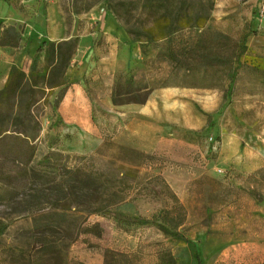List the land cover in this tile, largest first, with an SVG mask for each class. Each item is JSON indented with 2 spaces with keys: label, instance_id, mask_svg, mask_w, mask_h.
<instances>
[{
  "label": "rangeland",
  "instance_id": "obj_1",
  "mask_svg": "<svg viewBox=\"0 0 264 264\" xmlns=\"http://www.w3.org/2000/svg\"><path fill=\"white\" fill-rule=\"evenodd\" d=\"M164 1L0 0V46L6 29L13 27L21 34L19 46L7 48L15 60L13 67L27 74L37 53L30 54L31 39L36 34L47 36L51 23L65 36L56 42L80 40L84 35L92 40L86 54L77 57V50L66 72L68 90L77 81L71 83L69 69L80 71L87 65L79 80L91 103L85 126L65 128L59 113L62 90H47L34 110L41 132L32 142L34 158L27 169L58 153L62 165H85L128 180L125 202L109 216L89 220L100 223L104 235L80 236L67 251L66 264H164L169 256L176 264H199L185 240L157 226L132 224L139 217L152 220L161 211L182 220L178 232L199 247L201 264H264V166L258 168L261 163L256 158L264 155V72L242 62L244 55L237 56L243 36L252 31L245 13L250 6L247 0H215L205 30L187 28L160 36L170 19L194 12L195 0ZM256 11L253 21L263 22L264 7ZM164 15V21L158 20ZM109 19L114 23L112 30ZM209 32L228 37L217 41L213 50L219 59L231 60L230 66L207 67L201 51L181 57L185 66L174 70L168 53ZM110 57L114 60L105 62ZM44 64L41 60L40 66ZM174 86L207 90L198 93L214 98V112L194 105L200 118L194 130L167 129L163 123L160 135L173 144L165 143L155 152L124 144L130 118L124 113L127 104L120 103L144 100L154 90ZM106 92L111 94L109 109L103 105ZM8 129L17 135L18 127L9 124ZM16 152L17 139L0 140V264H56L36 258L33 221L20 218L25 199L18 197L22 186ZM119 219L124 222L119 224Z\"/></svg>",
  "mask_w": 264,
  "mask_h": 264
},
{
  "label": "trees",
  "instance_id": "obj_2",
  "mask_svg": "<svg viewBox=\"0 0 264 264\" xmlns=\"http://www.w3.org/2000/svg\"><path fill=\"white\" fill-rule=\"evenodd\" d=\"M193 6L192 15L187 12L176 15L170 19L167 27L163 28L160 36L175 34L187 28L205 30L215 7V0H195ZM166 18L164 15L158 20L164 21ZM5 33L7 35L2 46L18 47L21 34L13 27L6 29ZM252 34L253 31H249L243 36L240 52L237 55L239 58L246 54L247 40ZM226 38L228 37L222 33L209 32L208 36L203 35L194 43L183 45L178 52H169L168 58L174 66L173 69L179 70L185 66L181 57L201 51H204L201 59L207 67L230 66L231 60L219 59L217 51L213 50L217 41ZM78 44L77 39L61 42L44 41L37 50L30 72L27 74L13 67L4 89L0 91V140H18L16 160L19 167L18 183L22 186V190L18 191V197L25 199L21 204L23 206H21L20 218L33 221L32 250L36 258L42 262L55 261L56 264L67 263L66 253L80 236L91 235L101 238L104 235L101 224L91 223L90 218L109 216L125 202L130 189L125 176L120 178L118 175L93 170L85 165L76 167L62 165L60 159L62 155L58 153L47 155L36 167L27 169L34 158L35 148L32 142L38 139L41 132L40 122L36 121L34 110L41 105L44 96L48 93L47 90L52 92L61 89L60 103L62 102L69 86L66 72L77 53ZM208 49L210 52L206 53ZM212 53L213 56L210 57ZM41 60L45 63L43 67L40 66ZM189 66H186L188 71L192 70ZM132 86H134L133 81L130 82V87ZM150 94L144 100L128 99L126 103L120 104L142 105L147 102ZM9 124L18 127L17 135L10 133ZM10 178V176L6 177V179ZM118 222L120 224L124 221L119 219ZM134 223L140 226H157L173 238L185 240L195 250L194 256L198 263H202L199 247L184 239L178 232L182 220L172 217L168 211H161L152 220L145 217L133 219L132 224ZM164 264H176V262L172 256H169Z\"/></svg>",
  "mask_w": 264,
  "mask_h": 264
},
{
  "label": "crops",
  "instance_id": "obj_3",
  "mask_svg": "<svg viewBox=\"0 0 264 264\" xmlns=\"http://www.w3.org/2000/svg\"><path fill=\"white\" fill-rule=\"evenodd\" d=\"M260 1L261 0H247L245 3L247 6H250L249 8H246L245 13L250 16L253 34L247 40L248 50L244 55L242 62H246L248 65L264 72V21L260 22L258 19L253 21L252 19L253 17L255 18V10H257V13L262 12L261 9L264 7V0H262V3H260ZM113 24V21L109 19L107 22L109 30H112ZM49 30L50 32L47 36L36 34L32 37L29 48L31 55L36 53L38 47L43 41L50 40L56 42L64 39L65 36L63 31L55 26L54 23H51ZM257 32L260 33L255 35ZM89 42L90 44L92 43L89 35H84L80 38L77 57L84 54V52L85 54L88 52L86 48L90 45ZM111 60H114V58L110 57L108 61L105 62L111 63ZM14 63L15 60L10 57L9 48L0 46V91L4 89ZM86 71L87 65L80 71H77L76 69L73 71L70 68L67 74V77L71 78V83L75 82V79L77 81L66 90L60 104L59 113L63 118L66 126L65 128L84 127V117L86 116V113L91 110V103L86 97L84 86L81 82L79 83L80 78L82 79V76ZM198 91L207 90L177 86L162 88L151 92L145 104H132L124 107L125 116L130 118V124L125 126V136H127V140L124 144L147 153H152L157 149H161L165 143L167 146L173 144L172 139H165L163 135H160V133H162L163 123L166 125L165 128L167 129L185 127L189 130H194L199 128V112L197 109H194L193 106H202L204 111L212 113L214 112L212 106H214L215 101L213 97H200ZM110 95V92H106L103 101V105L108 109L112 107ZM206 96L210 95L207 94ZM208 107L211 108L209 109ZM184 114H189V118L184 117ZM188 121L191 123H187ZM201 127L204 126L202 125ZM123 132L119 133L115 139H121L122 134L124 135ZM261 142L264 148V139H262ZM73 152L85 153L83 150H74ZM256 158L260 159L259 161L261 163L258 168H262L264 166V155H257Z\"/></svg>",
  "mask_w": 264,
  "mask_h": 264
}]
</instances>
